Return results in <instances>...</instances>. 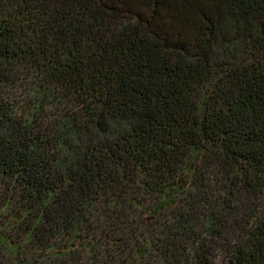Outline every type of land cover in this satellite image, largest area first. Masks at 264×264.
<instances>
[{
    "label": "trees",
    "instance_id": "16d2710c",
    "mask_svg": "<svg viewBox=\"0 0 264 264\" xmlns=\"http://www.w3.org/2000/svg\"><path fill=\"white\" fill-rule=\"evenodd\" d=\"M0 264H264V0H0Z\"/></svg>",
    "mask_w": 264,
    "mask_h": 264
}]
</instances>
